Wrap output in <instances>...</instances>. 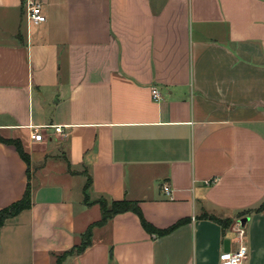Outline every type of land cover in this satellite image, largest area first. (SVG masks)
Returning <instances> with one entry per match:
<instances>
[{
    "label": "crops",
    "instance_id": "crops-1",
    "mask_svg": "<svg viewBox=\"0 0 264 264\" xmlns=\"http://www.w3.org/2000/svg\"><path fill=\"white\" fill-rule=\"evenodd\" d=\"M28 1L0 0V137L30 158L0 141V211L32 187L0 264H56L100 199L182 224L120 214L63 264H220L230 219L264 264V0Z\"/></svg>",
    "mask_w": 264,
    "mask_h": 264
},
{
    "label": "trees",
    "instance_id": "trees-1",
    "mask_svg": "<svg viewBox=\"0 0 264 264\" xmlns=\"http://www.w3.org/2000/svg\"><path fill=\"white\" fill-rule=\"evenodd\" d=\"M0 141L5 144H10L16 147L18 153L21 158L30 166V158L29 155L26 154L23 150L21 143L18 140H5L0 137ZM28 169V174H29ZM109 203V204H108ZM98 204L101 207V219L97 222L92 223L88 229L81 235L80 243L75 245L70 251L59 255L56 259V264H63L66 258L69 256H77L82 254L89 246L92 244L93 233L96 228H101L109 223L114 217L124 214V213H134L140 218V222L143 228L150 234H160L166 235L175 229L177 226H180L182 223L176 225L174 228L167 231H159L155 229L150 223H148L139 207L137 202H132L128 200L123 201H112L109 202L107 200L101 199L98 201ZM32 207V187L31 184H28L27 189L23 198L11 205L8 208H5L0 211V227H2L8 219H11L17 216L19 213L28 210ZM264 209V204L260 207L257 212H260ZM232 221H225L224 226L229 227Z\"/></svg>",
    "mask_w": 264,
    "mask_h": 264
},
{
    "label": "built area",
    "instance_id": "built-area-1",
    "mask_svg": "<svg viewBox=\"0 0 264 264\" xmlns=\"http://www.w3.org/2000/svg\"><path fill=\"white\" fill-rule=\"evenodd\" d=\"M28 6V20L34 25H43L47 22V16L42 8L41 3L37 0H29L27 3ZM155 100L160 99V94L157 90L152 92ZM45 129H53L58 135H65L64 128L61 126H49ZM31 140L35 143H41L45 141L44 134L41 131L35 130L30 135ZM163 191L165 195L171 197L172 190L168 186H164ZM232 231L240 239L239 246L234 251L224 252L220 256V264H243L247 258L249 249L247 244L244 241L245 238V228L242 225L241 221H238Z\"/></svg>",
    "mask_w": 264,
    "mask_h": 264
},
{
    "label": "rangeland",
    "instance_id": "rangeland-1",
    "mask_svg": "<svg viewBox=\"0 0 264 264\" xmlns=\"http://www.w3.org/2000/svg\"><path fill=\"white\" fill-rule=\"evenodd\" d=\"M101 200V199H100ZM109 204V203H108ZM100 208L96 205L95 208L92 210V216H94L96 219L100 218V212H99ZM232 221L229 225V228L232 230L236 224H234V220H229ZM236 222V221H235ZM234 224V225H233Z\"/></svg>",
    "mask_w": 264,
    "mask_h": 264
},
{
    "label": "water",
    "instance_id": "water-1",
    "mask_svg": "<svg viewBox=\"0 0 264 264\" xmlns=\"http://www.w3.org/2000/svg\"><path fill=\"white\" fill-rule=\"evenodd\" d=\"M247 221H248V219H243V220L241 221L242 225L244 226V225L246 224Z\"/></svg>",
    "mask_w": 264,
    "mask_h": 264
}]
</instances>
